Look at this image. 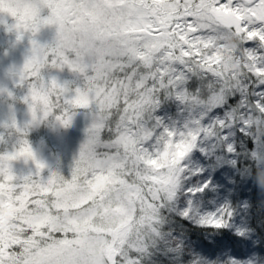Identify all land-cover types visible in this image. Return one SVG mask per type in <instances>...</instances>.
<instances>
[{
  "label": "snow or ice",
  "instance_id": "snow-or-ice-1",
  "mask_svg": "<svg viewBox=\"0 0 264 264\" xmlns=\"http://www.w3.org/2000/svg\"><path fill=\"white\" fill-rule=\"evenodd\" d=\"M70 2L0 0V13L15 19L13 27L21 35L29 30L34 34L42 24L62 22ZM41 7L51 9L52 15L41 20ZM162 11L160 23L164 27L148 26L153 37L148 48L160 49L163 55L153 61L151 52L142 50L139 54L155 66L154 71L142 74L138 84L143 97L129 106L131 116L118 117L103 128L100 145L105 151H88L89 145H95L92 132L81 153L84 167L78 165L70 181L56 173L43 178L40 170L45 165L23 138L26 128L17 127L14 118L5 125L21 137L14 150L0 154V216L7 215L10 223L21 227L16 232L0 228V264H145L157 243L165 249L182 250L177 264H251L253 257L257 264H264V219L259 221L258 234L250 222V202L234 195L241 188L255 191L264 202V190L256 179L258 169L264 167V136L252 131L260 123L258 119L253 124L254 113L264 119V0H164ZM170 20L175 23H168ZM230 40L236 46L232 57H225L223 46ZM236 57L239 68L229 67ZM43 59L40 46L32 40L30 56L15 73L19 84L27 88L23 100L29 106L30 123L39 122L38 105L43 106L44 117L53 110L42 72ZM191 79H207L209 83L206 89H193ZM51 87L61 93L67 89L55 79ZM169 99L187 110L182 120L156 114ZM64 103L87 108V93ZM144 108L150 113L151 127L142 119ZM56 120L68 126L71 115H57ZM105 139L109 144H104ZM20 160L34 162L36 171L15 176L11 162ZM154 163L163 167L156 171ZM223 166L228 172L221 182L216 173ZM120 168L135 169L152 185V207L145 217L146 231L105 246L81 226L87 225L93 189ZM151 175L158 176L159 183L152 181ZM209 195L213 206L206 212L198 211L199 203H210L205 199ZM68 205L80 209L81 215L53 221V210L65 211ZM21 214L31 219L22 221ZM174 215L201 231L198 243L189 239L182 226L162 231L165 223H173Z\"/></svg>",
  "mask_w": 264,
  "mask_h": 264
},
{
  "label": "rangeland",
  "instance_id": "rangeland-1",
  "mask_svg": "<svg viewBox=\"0 0 264 264\" xmlns=\"http://www.w3.org/2000/svg\"><path fill=\"white\" fill-rule=\"evenodd\" d=\"M85 3L86 7L77 13L72 12L74 2L69 3L65 9L66 15L62 22L42 24L34 34L29 30L24 31L21 35L13 27L16 23L15 19L7 13H0V125L4 124L3 130L6 134V137L0 140V154L14 150L16 141L21 137V133H17L15 129L5 127V125H10L14 118L17 127L22 130L26 128L27 134L23 138L28 140L37 159L45 165V168L40 170L43 178L56 173L59 177H63L64 180L66 179L64 178L63 171L68 162L67 159L77 157L74 148L78 147V143L83 137L85 138L94 132L95 125L89 123L88 125H90L92 131L82 135V138L77 135L80 139L78 141L77 137L71 135L70 132L76 131L75 123L82 120L84 116L83 118H71L68 126H63L56 120L57 115L54 114L53 110L49 113L46 120V117L43 116L44 109L42 105H38L39 122L30 123L32 116L29 106L23 100V97L27 95V88L19 84L15 73L23 68L26 59L30 56L32 40L36 41L44 53L42 72L46 79L50 99H58L60 104L67 109L76 107L70 104L65 105V99L74 98L81 93L92 92L101 100L111 98L109 99L111 102L114 95L121 88L124 96L123 101L127 103H123V110H127L130 105H134L135 98L138 95L135 90L139 88L138 84L142 78L137 73L135 67L139 66L138 68H141L146 65L134 55V52L130 49V44H128L124 36L117 38L118 40L114 39L118 31L116 26L114 27L110 19L111 17H107V14H113V6L117 5L116 0H93L92 3L86 0ZM51 15V9L47 7L40 8L39 18L41 20L47 19ZM146 23L149 26L154 25L151 21H147ZM152 43L150 41L144 42L143 39L140 45L135 46L139 49L143 46L148 47ZM53 53L56 54L53 55ZM65 60L68 63H65ZM133 61L135 62L134 65H132ZM122 62H125L124 67ZM85 64L88 67H85ZM121 71L125 72H123L120 78L117 76V72ZM114 75L122 80V82L118 81L119 84L115 88L110 85V78L114 80ZM52 79H55L61 85H67L66 92L61 93L59 89H53L51 87ZM11 84L14 86V89L11 88ZM97 85L100 87H97ZM95 89H98V91L96 92ZM9 92L12 93V96L8 95ZM101 92L107 94V97H105L106 95H102ZM136 104H138V101ZM93 107L95 112H97L105 108V105L95 102ZM141 111L144 114L148 113L147 108ZM88 114H90L88 120L98 121L93 111ZM58 115L66 116L64 113ZM121 116L127 119L130 113L126 114V116ZM45 120L46 123L44 125ZM11 163L13 174L17 177L36 171L34 162L32 161L24 162L20 160ZM162 167L163 165L160 163L152 165V168L156 171H159ZM122 170L121 176L116 171H113L110 177H106L104 182L98 184L93 189L92 198L95 200L97 197L98 200L88 206L87 225L81 226L82 228L86 227L90 234L99 238L105 246L114 241L118 242L121 238L135 237L137 231H146L144 227L146 224L145 218L138 224L136 222L135 213L137 214V208L133 209V206L129 207L128 203H126V206H123L124 204L120 200V197H124L125 200L128 198V201H130V197L133 198V195L135 196L134 191L126 185L124 180V177L128 175V171L130 170L132 174V171L135 169H126L125 171L122 168ZM151 177L155 179L156 183H159L158 176L151 175ZM153 191H155L154 188ZM98 210L101 213L103 211L104 219L113 221L112 223L116 227L112 232L105 233V230L100 225L91 224L94 217L97 214L100 215ZM51 215L53 221L56 217H59L63 222L67 218L80 216L81 210L68 205L65 211L53 210ZM20 219L24 221L31 218L25 214H21ZM130 222L137 227L140 224L144 226L132 228ZM127 223L130 224L127 225ZM0 225V228H4L5 230L11 229L13 232L18 231L21 227L20 224L10 223L7 215L0 216ZM52 226L55 227L57 225L53 224ZM124 229H126L125 234L122 235L121 233L118 235ZM46 233L47 229L45 230ZM25 235L31 239L30 234L25 233ZM42 240L43 237L37 241L38 248L41 246ZM251 264H257L256 258L253 257L251 259Z\"/></svg>",
  "mask_w": 264,
  "mask_h": 264
},
{
  "label": "trees",
  "instance_id": "trees-1",
  "mask_svg": "<svg viewBox=\"0 0 264 264\" xmlns=\"http://www.w3.org/2000/svg\"><path fill=\"white\" fill-rule=\"evenodd\" d=\"M85 1L86 0H71L70 3L74 2L73 7H72V12L77 13L78 11L84 9L86 7ZM116 2H117V5L113 6V9H114L113 14H107V17H111L110 19L113 22L114 27L116 26V29L118 31L115 34L114 39L116 40L117 38H122L124 36L125 40L131 46L130 49H132V51L134 52V55H136L139 59H140L139 54L142 52V50H147L151 52L153 61H158L160 57L163 55V52L160 49L153 50V49H150L144 46L142 48L137 49L135 45H138V44L140 45V42L143 39H144V42L146 41L153 42L152 33L148 31L149 25L146 23L147 21L148 22L151 21L157 27H164V25L160 23V18L163 16L162 9L164 8V0H116ZM168 23H175V21L170 20L168 21ZM235 46H236L235 41L233 40L228 41L223 46V55L225 57H232L233 48ZM140 60L146 64L144 67H141V68H138L139 66L135 67L140 77H142V74H146L150 71L155 70L154 65H149L144 60L142 59ZM134 64L135 62L133 61L132 65ZM122 65L124 67L125 62L124 63L122 62ZM85 67H88V66L85 64ZM229 67H234L238 69L239 68V58L236 57V59L233 60L229 64ZM123 72L125 71L117 72V76L121 78ZM225 75H227V70H225ZM118 77L114 75L113 78L115 81L110 78V81H111L110 85L113 86V88L118 86L119 84L118 81L122 82V80L119 79ZM208 83H209V80L207 79L203 81L191 79L189 81V84L191 87H193V89L197 87L206 89ZM97 87H100V86L97 85ZM11 88L14 89V86L12 85ZM95 90L96 92L98 91V89H95ZM135 91L138 93V95L135 98L134 104H136L137 101L139 103L141 98L144 95L143 93L140 92L139 88L136 89ZM101 94L104 96L106 95L105 97H107V94H103L102 92ZM87 96H88V107L87 108L76 107V108L67 109L60 104L58 99L52 98L51 100L53 102V112L55 115H58L60 113L71 115V118H79V117L83 118L84 116L82 120L75 123V130L77 132L71 131L70 132L71 135H75L76 137L78 135L82 138L83 137L82 135L88 134L89 131L91 130L90 125L88 124L89 123L94 124L95 125L94 126L95 145L94 146L89 145L88 151L91 153H95L96 149L99 148L100 151L103 152L105 151V149L101 147L100 145V136H101V131L103 130V128L109 123V121H111L114 124L117 121L119 116L121 115L126 116V114L128 113H130V116H131L132 113L129 108L127 110H123V103H126V101H123L124 96H123V92L121 88H120V91H118L117 94L114 95L113 100L111 102L109 101V99L111 98L101 100L99 99V97L96 96L95 93H92V92L87 93ZM97 98L99 101L97 100ZM95 102H100L101 104H104L105 108L95 112V109L93 107ZM91 111H93V113L96 114L98 121H95L92 119L88 120V116L91 113L88 115L87 113ZM183 113L187 115V110L181 107L175 99H169L162 104V106L160 107V109H158L156 114L160 117H167L170 120L178 122L179 120L183 119L182 117ZM148 114L150 113H145L144 116H142V119L145 121H148V126L151 127V121L148 119L149 117ZM145 116H148V117H145ZM47 119L48 117H46V120ZM258 119L260 120L259 126L253 127L252 131L259 136H264V119H261L260 113H254L252 117L253 124H256ZM46 120L44 121V125L46 123ZM3 128H4V124L0 125V136L6 137V134L4 133ZM132 130L133 129L131 125H129V131H132ZM90 136L91 135H87L85 138L83 137L82 140L78 143V147L76 146L74 148L77 157L67 159L68 162L65 165V170L63 171L64 178H66L65 179L66 181H70V178H72V174L78 165L82 168L84 167L81 161V153H82V149L84 148L85 144H87V142L89 141ZM105 136H107V133H105ZM77 139L78 141L80 140L78 137ZM104 144H109V140L105 139ZM248 146L250 148L253 147V142L251 140L248 141ZM261 163L264 164V160H262ZM115 171L116 173L120 174V176L123 172L122 168L116 169L114 170V172ZM227 172H228L227 166H223L219 168L218 172L216 173L217 179L223 182V176ZM224 178L225 180H227V176H225ZM150 179L152 181L155 180L151 176H150ZM256 179H257L258 187L261 190H264V167L258 169ZM124 180L126 182V185L129 186L134 191L135 196L133 195V198L130 197V201H128V198H126L125 200L124 197H120V200L122 201V204H124L123 206H126V203H128L129 207L133 206V209L137 208V214L135 213V215H136V222L138 224L141 222L143 218L146 217L145 215H148V211L152 207V204L150 203V199H149L152 196V192L149 191V188H152V185L146 184L145 180L139 174H137L135 170L132 171V174L126 175L124 177ZM81 182H83V178ZM221 192H223V189H221ZM234 195L236 199L238 200H248L250 202L251 204V221L250 222L253 225V227L256 228L257 233L259 234L261 232V229L259 228V221L261 219H264V210H262L264 209V202H262L260 194L255 191H249V190L241 188V189H237L234 192ZM205 199L208 200L210 203H208L207 205H204L203 203H199L196 206L198 211L206 212L213 206L211 203L212 201L211 195H209ZM97 200L98 198L96 197L95 200L93 201L96 202ZM98 211L100 212V215L97 214L94 217V219L91 221V224L100 225L102 229L105 230V233L112 232L114 228L116 227L112 223L113 221L104 219L103 211L102 213L100 210ZM138 212L140 213L138 214ZM165 215H168V214L165 213ZM171 219L173 220V223L171 225L165 223L162 231L166 232L169 227L177 228L179 226H182L183 228L188 230L187 234H188L189 239H191L194 243L199 242V240L201 239V234H202L199 229L194 228L192 224H190L187 220L182 219L181 216L179 215H174L173 217H171ZM130 223H127V225L130 224L132 228L137 227V226H134L132 222ZM138 226L143 227L144 225L140 224ZM100 231L102 230L100 229ZM125 232H126V229L122 230L120 233H118V235H120L121 233L122 235H124ZM104 238L106 239V237ZM209 239H211V237H209ZM181 251L182 250L180 248L165 249L163 244L157 243L156 247L153 249L152 254L148 257L145 264H177L180 258V255H181Z\"/></svg>",
  "mask_w": 264,
  "mask_h": 264
}]
</instances>
